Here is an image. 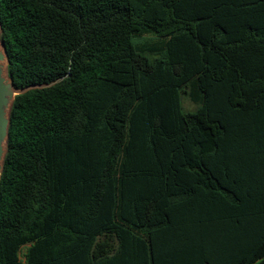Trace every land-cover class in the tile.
I'll list each match as a JSON object with an SVG mask.
<instances>
[{
    "label": "trees",
    "instance_id": "16d2710c",
    "mask_svg": "<svg viewBox=\"0 0 264 264\" xmlns=\"http://www.w3.org/2000/svg\"><path fill=\"white\" fill-rule=\"evenodd\" d=\"M0 26L14 87L56 82L13 103L0 264H264V0H0Z\"/></svg>",
    "mask_w": 264,
    "mask_h": 264
},
{
    "label": "water",
    "instance_id": "95a60500",
    "mask_svg": "<svg viewBox=\"0 0 264 264\" xmlns=\"http://www.w3.org/2000/svg\"><path fill=\"white\" fill-rule=\"evenodd\" d=\"M55 83L42 86L32 85L23 89H17L14 87L12 80L8 76V57L6 55L4 43L1 40L0 26V178L7 154L9 128L11 123L10 115L15 97L33 89L50 87Z\"/></svg>",
    "mask_w": 264,
    "mask_h": 264
},
{
    "label": "rangeland",
    "instance_id": "374dc122",
    "mask_svg": "<svg viewBox=\"0 0 264 264\" xmlns=\"http://www.w3.org/2000/svg\"><path fill=\"white\" fill-rule=\"evenodd\" d=\"M140 41L142 42V44H145L149 48H151L150 46L152 44L156 43L155 38H153L152 35H148V34L145 35L142 39H140ZM181 97H182V108L184 112L195 111L197 107L199 106L198 104L193 102L190 98V87L185 88V92L182 93ZM24 251L25 249H23V252Z\"/></svg>",
    "mask_w": 264,
    "mask_h": 264
}]
</instances>
